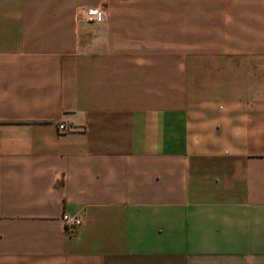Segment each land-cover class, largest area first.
I'll use <instances>...</instances> for the list:
<instances>
[{"label": "crops", "instance_id": "obj_1", "mask_svg": "<svg viewBox=\"0 0 264 264\" xmlns=\"http://www.w3.org/2000/svg\"><path fill=\"white\" fill-rule=\"evenodd\" d=\"M0 264H264V0H0Z\"/></svg>", "mask_w": 264, "mask_h": 264}, {"label": "built area", "instance_id": "obj_2", "mask_svg": "<svg viewBox=\"0 0 264 264\" xmlns=\"http://www.w3.org/2000/svg\"><path fill=\"white\" fill-rule=\"evenodd\" d=\"M100 14L99 7H87L82 10V13L78 14L83 20L86 22H92L96 20L97 16ZM70 128L66 127L64 124L60 123L58 124V130L60 131H66ZM62 222L64 225V230L66 232H72L76 227L80 225V220L76 217H70L67 215L62 216Z\"/></svg>", "mask_w": 264, "mask_h": 264}]
</instances>
